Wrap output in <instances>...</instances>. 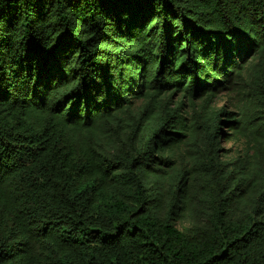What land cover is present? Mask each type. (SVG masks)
Segmentation results:
<instances>
[{"label": "trees", "instance_id": "trees-1", "mask_svg": "<svg viewBox=\"0 0 264 264\" xmlns=\"http://www.w3.org/2000/svg\"><path fill=\"white\" fill-rule=\"evenodd\" d=\"M0 264H264V0H0Z\"/></svg>", "mask_w": 264, "mask_h": 264}, {"label": "rangeland", "instance_id": "rangeland-1", "mask_svg": "<svg viewBox=\"0 0 264 264\" xmlns=\"http://www.w3.org/2000/svg\"><path fill=\"white\" fill-rule=\"evenodd\" d=\"M199 105H201L202 101L197 102ZM188 104V103H187ZM223 105V96L222 95H217L215 98L212 99V101L209 103V106L213 108V110H217L219 107ZM232 144V143H231ZM229 144V146H231ZM188 223H179L177 226L180 230L184 231L187 227Z\"/></svg>", "mask_w": 264, "mask_h": 264}, {"label": "clouds", "instance_id": "clouds-1", "mask_svg": "<svg viewBox=\"0 0 264 264\" xmlns=\"http://www.w3.org/2000/svg\"><path fill=\"white\" fill-rule=\"evenodd\" d=\"M212 108V107H211ZM220 108V107H219ZM232 145V144H231ZM229 146V145H228ZM230 147V146H229Z\"/></svg>", "mask_w": 264, "mask_h": 264}]
</instances>
